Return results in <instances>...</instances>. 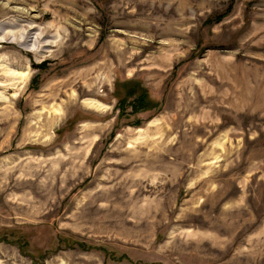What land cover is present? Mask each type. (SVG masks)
I'll return each instance as SVG.
<instances>
[{
  "label": "rangeland",
  "instance_id": "obj_1",
  "mask_svg": "<svg viewBox=\"0 0 264 264\" xmlns=\"http://www.w3.org/2000/svg\"><path fill=\"white\" fill-rule=\"evenodd\" d=\"M0 264H264V0H0Z\"/></svg>",
  "mask_w": 264,
  "mask_h": 264
},
{
  "label": "bare ground",
  "instance_id": "obj_2",
  "mask_svg": "<svg viewBox=\"0 0 264 264\" xmlns=\"http://www.w3.org/2000/svg\"><path fill=\"white\" fill-rule=\"evenodd\" d=\"M88 104H89V106H93V107H98L99 105H98V103H96V102H87Z\"/></svg>",
  "mask_w": 264,
  "mask_h": 264
},
{
  "label": "trees",
  "instance_id": "obj_3",
  "mask_svg": "<svg viewBox=\"0 0 264 264\" xmlns=\"http://www.w3.org/2000/svg\"><path fill=\"white\" fill-rule=\"evenodd\" d=\"M221 17H222V16H220V17L217 19V21H220V20H221Z\"/></svg>",
  "mask_w": 264,
  "mask_h": 264
}]
</instances>
